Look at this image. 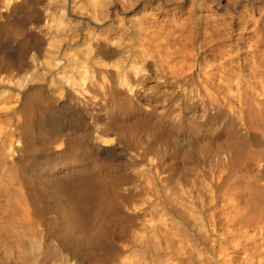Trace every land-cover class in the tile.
Instances as JSON below:
<instances>
[{
  "label": "bare ground",
  "instance_id": "bare-ground-1",
  "mask_svg": "<svg viewBox=\"0 0 264 264\" xmlns=\"http://www.w3.org/2000/svg\"><path fill=\"white\" fill-rule=\"evenodd\" d=\"M39 1L41 0H5V10L0 11V19L4 21L0 22V36L1 32L12 36L23 34L24 37L17 40L23 52L35 47L30 41L32 33L31 36H27L29 33L26 35L27 25L41 28L38 25L43 15L36 8ZM109 1H105L107 14L110 13ZM119 1L128 11L140 8V16H123L116 21V25L109 20L103 33L108 37L89 36L84 54L89 55V52L95 51V56L86 57V61H89L92 76L101 83L102 90L97 93L98 102L94 104V113L90 116L92 123L88 122L89 112L79 107L70 90L56 82L50 85L46 82L34 83L35 79L30 75L18 83L19 87L14 88L20 99L16 107L6 110L11 118L17 117L11 124L13 129L9 136L6 133L0 136V174H3L6 163H10V167L6 169H14L10 180L17 188L7 193L4 209L0 212V264H38L44 251L56 254L66 251L70 264H111L108 259L110 257L106 256H113L122 248L126 255L120 264H168V259L174 264H183L200 247L198 240L203 236L201 230L198 233L197 225L199 223L200 229L205 227L202 220L207 202L191 189L186 190L185 200L168 197L164 201L165 205L173 207L172 214L178 217V221L166 223L163 218L160 225L145 227L131 243L124 223L127 224L144 209L141 204L143 201L140 204H135L134 201L133 204L126 196L129 194H117L112 199H107L102 170L90 172L88 166H77L71 162L60 165L65 173L60 175L57 189L63 194L62 198H67L71 203L67 222L69 226L65 228L72 233L70 238L62 232L57 235L48 227L42 210L46 207L39 204L38 191L32 186L36 173L39 172L40 176V172L46 169L40 165L29 169L36 150H40L41 155L64 154L74 146L79 148L84 140H89L84 143L86 147L83 152L88 153L91 162L95 163L117 150L121 136L117 129L109 126L112 123H109L110 119L108 122L102 121L100 115L108 103L106 97L123 91L122 87L129 85L130 89L135 88L133 96L137 98L141 93L139 90L145 87L144 83L157 76L163 80L164 85L176 83L175 93L169 96L166 94L165 101L187 99L186 84L189 78L178 70L170 69L169 72L167 68L168 60L176 52L170 48L180 40L188 39L195 28L194 12L198 5L193 0ZM246 6V3L241 8L234 6L227 20L214 19L204 23V29L209 30V41L214 44V57L210 59L209 73L200 81L202 96L198 104L203 112L200 114L204 120L208 119L215 125L218 135L222 132L230 134L225 150L228 149H221L225 155L221 160L227 159V172L224 169L214 172L211 176L212 184H209L214 189L212 194L219 202L217 207L224 221L219 232L229 243L223 253L225 264H264V23L260 19H254ZM18 11L23 12V20L14 21L12 17ZM67 25L70 26V23ZM72 28L73 31H78L76 27ZM111 34L114 35L113 38L110 37ZM78 35L83 36V33ZM0 60L6 64L10 59L0 53ZM127 67L137 71L130 73ZM144 69L147 73L142 74ZM104 73L109 79L107 83L100 81L101 76L104 78ZM68 79L70 78L67 81ZM85 79H88L86 74L82 77V80ZM114 82L117 86H114ZM143 95L146 100H152L151 93ZM175 95L178 97L175 98ZM192 112L191 115L195 114ZM14 137L19 146L12 143ZM148 141L136 140L135 148L137 152H141L140 159H144L149 152ZM6 151L9 160L3 158ZM159 160L158 158L152 167L155 171L163 172ZM137 161L133 160L134 163ZM244 180L253 187L259 185V190L251 185V188L245 187L250 190L248 198L242 184ZM132 184L127 190L138 191L140 186ZM148 187L150 190V186ZM153 190L151 187V191ZM212 190L210 188L209 191ZM250 194H254L253 200ZM256 198H260V201ZM105 203L113 210L112 213L105 212L108 209L102 206ZM107 240L110 241V247L105 251L102 242ZM162 254L167 258L163 259ZM174 258L177 260L174 261ZM200 260L203 263L202 259L197 258L195 263L190 261L187 264H200Z\"/></svg>",
  "mask_w": 264,
  "mask_h": 264
},
{
  "label": "rangeland",
  "instance_id": "rangeland-1",
  "mask_svg": "<svg viewBox=\"0 0 264 264\" xmlns=\"http://www.w3.org/2000/svg\"><path fill=\"white\" fill-rule=\"evenodd\" d=\"M105 1L108 2V0L39 1L36 4V8L43 15L38 25L41 28L37 29L32 24L27 25L28 30L26 35L28 33L30 35L28 34L27 36H31V33L32 36L34 35L30 37V41L35 47L26 52H23L17 44V40H21L24 37L23 34L12 36L9 33L1 32L0 53L10 60L6 64L1 63L0 60V136H3L2 134L4 133L9 136L10 131L13 129V125L11 126V124L14 123V119L17 117L12 116L11 118V115L6 114V110L16 107L20 99L19 94L16 95L17 92L14 88L19 87L18 83H21L24 77H29L30 75L35 79L34 83L44 82L45 84L46 82L47 85H50V83L56 82L57 85L69 89L79 107L89 112L88 122L92 123L90 116L94 113V104L98 102L99 96L97 93L102 90H100L101 83L94 78L95 76H92L89 61H86V57L95 56V51L89 52V55L84 54L89 36L99 35L101 37H108L107 34L103 33H105L104 31L107 29L110 21L115 22L113 24L116 25V21L123 16L125 18H137L140 16V8L128 11L119 0L109 1L110 13L108 12L107 14ZM3 2L5 0H0L1 12L5 10ZM193 3L198 5L194 12L196 15L195 28L188 39L185 40L184 38L174 45L175 47L170 48V50L176 52L172 55V59L168 60L169 68H167L169 72L170 69L173 71L178 70L182 75L189 78L186 84L187 99H175L173 102L172 99L165 101L166 94L169 96L171 93H175L176 83L164 85L163 80L157 76L150 78L144 83L145 87L139 90V93L140 91L141 93L137 98L133 96L135 88L130 89L129 85L122 87L123 91L106 97L108 103L105 105L106 107L104 106L105 110L103 114L100 115L103 118L102 121L108 122V119H110L109 123H112L109 126L117 129L121 136V141L116 146L117 150L113 154L101 157L97 163L91 162L88 153L83 152L86 147L84 143L89 142V140H84L82 142L83 145L79 148L74 146V148L64 154L41 155L39 154L40 150H36L33 154L29 163V169L33 166V169L35 167L38 168V165L46 169L43 172L41 171L42 173L40 172L42 174L40 176L39 172L36 171L37 173L32 179V186L35 191H38L36 193L39 195V204L42 207H46L42 209L45 214V222L57 235L62 232L68 238L72 236V233L65 229L66 226H69L67 222L69 220L71 203L66 200L67 198H62L63 196L61 195L63 194L57 189L58 179H60V175L62 176L65 173L64 170L62 172L63 166L60 167V165L64 164V162H71L77 166H88L90 172L96 173L97 170H102V175H104L103 177L106 181L105 195L107 199L110 200L117 194L120 196L121 194H129L126 196L129 197L128 200L130 202L136 201V204L143 201L141 204L144 205V209H141L139 214L132 217L127 224L124 223L127 227L128 239L131 243L135 241L136 236L140 235L145 227L160 225L163 218L166 223L171 222V220L172 222L178 221V217L172 214L173 207L169 204L165 205L164 201L166 198L180 197L185 200L187 199L185 192L190 189L196 194L199 193L198 195L202 196L205 199L204 201L209 204L205 202L206 205L203 209L202 222H205V227L203 226L200 229L199 223L197 225L199 226L198 233L201 230L203 236L202 239L198 240L200 247H197L194 250L195 252H192L191 258L187 262L191 261L195 263L196 259L199 258L203 261L202 263L200 260V264H225L223 263V253L226 247L229 246V243L219 232V230L221 231L220 226H223L224 221L217 207L219 202L215 199L214 194H212L214 193V189L209 184H212L213 180L211 176L214 172L223 169L227 172V159L224 162V158L222 160L221 158L225 157L222 151L228 149L225 150L226 146H228L227 139L229 140L230 134L222 132L223 134L219 133L218 135L215 132V125L208 119L204 120L202 114H200L203 113L198 104L202 96L200 81L209 73L210 59L212 60L214 57V44L209 41V30L204 29L206 26L204 23L207 20L213 21L214 19L227 20L231 16L233 8H241L245 3L248 6L246 8H248V11L250 10L249 12H251L254 19H260L264 23V0H193ZM186 5L189 6V3H186ZM21 13L23 12L18 11L12 19L14 21L23 20V14ZM2 20L0 19V22H4ZM68 23H70V26L67 25ZM72 27H76L78 31H73L74 28ZM79 33H83V36L78 35ZM110 37L113 38L114 35L111 34ZM113 46L116 45L113 44ZM21 52L23 53L20 54ZM127 68L130 73L137 71L135 69L132 70L130 67ZM84 73L88 76V79L82 80V77L85 76ZM144 73H147V70L144 69L142 74ZM103 75L104 78L101 76L100 81L107 83L109 80L108 76L105 73ZM68 77L70 79L67 81ZM177 77L179 78V76ZM114 86H117L115 82ZM144 93H151L152 100H146L143 97L145 96L143 95ZM176 97L178 95H175ZM190 102L192 104H189ZM192 111L195 114L191 115ZM197 114L198 116H196ZM139 139L149 140L147 147L149 152L144 159L139 158L141 152H137V148H135L136 140L138 141ZM12 141L14 145H20L15 141V137ZM221 149L223 150L221 151ZM3 158L10 159L8 151L3 155ZM158 158L160 159V167L163 172L155 171L154 167H152ZM136 159L138 161L134 163L133 160L136 161ZM6 167H10V163H6ZM6 167L3 174H0V212L4 209L3 206L7 193L17 188V185L12 184L10 180L14 169H8L10 173ZM169 171L171 174H169ZM245 181L243 182L249 186L241 183L245 189L244 191L247 193L246 198H248L250 190L245 187L251 188L252 184ZM132 183L140 186L138 191L135 190L133 192L131 190V192L127 190ZM148 186H150V190ZM258 186L254 185L252 187L259 190ZM151 187L154 188L153 191H151ZM210 188L213 190L209 191ZM41 194H43V197ZM250 195L253 196V200L254 194ZM257 201H260V198ZM102 206L108 207L105 212H113L107 203ZM98 219L99 217H97ZM47 242L51 241L47 240ZM102 244L105 251L106 248L110 247L109 240L103 241ZM43 250H46V248ZM189 251L191 254V250ZM66 253V251L58 254L44 251L42 257H40L41 262L37 263L70 264L67 261L68 255ZM124 255L126 253L123 252L122 248V250L116 251L113 256L109 254L106 257H110L108 259L111 264H120ZM161 256H163V259L167 258L164 254ZM176 260L174 258V261ZM187 262L184 261L183 264H187ZM167 263L174 264L170 259L167 260Z\"/></svg>",
  "mask_w": 264,
  "mask_h": 264
}]
</instances>
